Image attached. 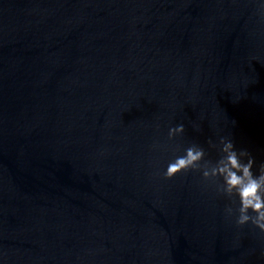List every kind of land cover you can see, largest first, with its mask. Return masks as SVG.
Masks as SVG:
<instances>
[{"label":"water","instance_id":"water-1","mask_svg":"<svg viewBox=\"0 0 264 264\" xmlns=\"http://www.w3.org/2000/svg\"><path fill=\"white\" fill-rule=\"evenodd\" d=\"M222 137L258 175L264 0H0V264H264L238 197L164 176Z\"/></svg>","mask_w":264,"mask_h":264},{"label":"clouds","instance_id":"clouds-1","mask_svg":"<svg viewBox=\"0 0 264 264\" xmlns=\"http://www.w3.org/2000/svg\"><path fill=\"white\" fill-rule=\"evenodd\" d=\"M185 130L183 124L169 129L171 139ZM211 147H217L211 140ZM219 159L205 160V150L198 145H191L185 149V154L176 157L167 165L164 176L172 178L177 173L188 170H202L205 180L217 182V191L226 196L238 197L239 207H227L226 212L232 215L238 212L236 224L243 226L249 221L264 231V163L259 165V174L253 173L254 157L247 150L237 151L232 140L220 139ZM241 157H247L246 162ZM203 161V163H201ZM222 180V183L219 182ZM251 210V212H250Z\"/></svg>","mask_w":264,"mask_h":264}]
</instances>
